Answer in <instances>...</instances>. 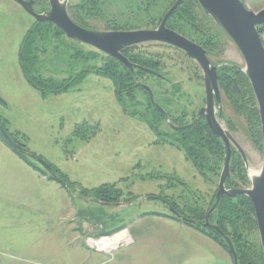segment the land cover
<instances>
[{"label":"rangeland","instance_id":"1","mask_svg":"<svg viewBox=\"0 0 264 264\" xmlns=\"http://www.w3.org/2000/svg\"><path fill=\"white\" fill-rule=\"evenodd\" d=\"M36 1V12L48 8L47 0ZM174 1L69 0L67 12L80 26L97 31L149 29ZM241 1L253 12L264 8V0ZM167 26L200 45L217 67L219 122L241 147L249 167L258 170V107L241 71L239 51L196 0H183ZM258 33L264 45V25ZM122 54L134 66L131 80L124 82L128 68L117 59L68 38L51 22L37 23L14 0H0V125L24 149L19 151L29 163L0 143L58 187L48 192L52 200L35 199L34 206L25 197L0 200V264H233L230 252L203 224L189 226L167 206L203 221L223 165L221 138L211 133L220 145H198L192 152V144L178 132L193 124L205 106L200 68L183 51L163 43H141ZM138 83L151 89L164 115ZM233 86L237 94L230 93ZM25 151L68 182L50 179L53 175ZM102 184H112L121 196L106 202L93 191L83 192ZM248 186L243 160L233 149L226 187ZM220 216L217 210L209 221L219 227ZM223 225L235 250L242 243L237 256L241 250L240 255L259 264L254 245L264 254L256 221ZM122 231L129 239L114 249L89 244V239L112 238ZM237 233L242 242L235 240Z\"/></svg>","mask_w":264,"mask_h":264},{"label":"water","instance_id":"2","mask_svg":"<svg viewBox=\"0 0 264 264\" xmlns=\"http://www.w3.org/2000/svg\"><path fill=\"white\" fill-rule=\"evenodd\" d=\"M14 1L19 3L25 12L32 16L37 23H53L68 38L85 43L117 59L129 69L131 74H134L133 64L122 54V50L141 43H163L173 46L183 51L190 59L196 62L202 72L205 90V106L198 110L196 118L202 116L209 131L221 138L225 148L223 165L213 201L203 221L187 219L170 205H167L168 209L178 218H182L189 223L199 222L209 230L217 233L227 245L233 264H238L237 253L232 240L216 224L209 221V216L218 210L224 196L230 198L238 195L246 196L253 206L259 242L264 254V45L257 30V26L264 25V8L253 12L246 8L241 0H196L203 13L211 18L215 25L233 42L243 59L241 71L249 81L253 91L261 126V165L258 170H253L249 167L246 155L241 147L230 132L219 122L221 101L217 82V67L211 64L206 51L200 45L166 27L168 18L183 0H175L155 28L109 31L88 29L74 22L67 12L69 0H47L48 8L40 13L34 9V6L38 4L36 0ZM141 70L154 73L144 68H141ZM138 84L148 94L151 104L160 113H163L159 105L153 101L151 89L144 84ZM0 134L11 146L18 150H24L12 141L1 125ZM233 149L238 151L243 160L249 181V186L246 188L226 187V182L230 176ZM25 153L39 162L51 175L55 176L51 166L43 159L29 151H25ZM59 181L65 185L62 180L59 179ZM93 201L98 204H104L96 199H93Z\"/></svg>","mask_w":264,"mask_h":264},{"label":"trees","instance_id":"3","mask_svg":"<svg viewBox=\"0 0 264 264\" xmlns=\"http://www.w3.org/2000/svg\"><path fill=\"white\" fill-rule=\"evenodd\" d=\"M175 12V11H174ZM261 27H263V25H260L258 30L260 31ZM126 73L129 75V77L127 79H122L121 78V81L124 82L126 80H131V76H130V71L129 69L125 70ZM234 88L233 89V92H230L231 94L232 93H238L237 92V86H233ZM60 90V88H58V91ZM57 91V90H56ZM2 125V124H1ZM2 127L4 128V126L2 125ZM5 129V128H4ZM6 130V129H5ZM206 131V136L203 135V133ZM178 132H180V137L182 140H185L184 142H189L190 145L192 144L193 147H191L192 149V152L195 151L194 150V147L196 146H201V147H210V146H215V147H218L220 145V143L217 141V139L211 134V132L209 131V129L206 127V124L205 122L203 121H196L195 123L189 125L188 127H185L183 129H179ZM9 137L14 140L13 137H11V134L9 132H7ZM0 139L9 147L11 148L12 151H14L15 153H17L22 159H24L26 162L28 161V158L22 153L20 152L19 150H17L16 148H14L13 146H11L10 144H8V142L3 138V136L0 134ZM190 156V155H189ZM202 158V157H201ZM195 160H193L194 162ZM29 163V162H27ZM55 170V169H54ZM55 172L58 174V176L54 177V176H49L50 179L52 180H56V181H59V179L63 180L64 182H68L66 177L58 172V170H55ZM71 186H74V183H71L69 184V187ZM83 190V189H82ZM93 191L94 192V195L96 197H98L99 199L101 200H104L106 202H113V201H116L118 199V197H120V191L119 189L113 187L112 184H102L96 188H94L93 190H83L84 193L86 192H91ZM233 199L230 198V197H226L224 196L222 198V201H221V205L218 209L219 213H221V216L219 217L220 219L218 220V222L222 219V223L219 222V228L227 235L229 236L227 233H226V228L224 227V223H231V224H234L236 225V223L238 221H245V220H252V222L255 224V221H254V218H253V206H252V203L251 201L243 196V195H240L238 196V198H236V202L235 203H229V201H232ZM225 212V213H224ZM202 212H200L198 215H200ZM223 213V214H222ZM186 224H188L189 226H195L196 224H193V223H189V222H186ZM204 226V225H203ZM204 229L208 230V234L210 235H213V237L219 241V243L224 246L227 251H228V248H227V245L225 244L224 240L215 232L213 231H210L207 227L204 226ZM240 234H235L236 237H238L239 240H237L235 238L236 241H240L242 242V239H241V236L239 237ZM231 239V237H230ZM236 241H235V244H236ZM234 243V242H233ZM242 243H240L239 245L237 244V246H242L241 245ZM237 247L236 250H239ZM254 247L256 248V250L254 251L255 254L257 253V256L260 257V263L261 264H264V258H263V255H262V252H261V249L258 245H254ZM253 247V248H254ZM250 252H251V247L249 248ZM240 251H238V255L237 256L238 258V264H257V263H252L248 260L247 256H244V255H240ZM249 262V263H248ZM259 263V262H258ZM259 263V264H260Z\"/></svg>","mask_w":264,"mask_h":264},{"label":"crops","instance_id":"4","mask_svg":"<svg viewBox=\"0 0 264 264\" xmlns=\"http://www.w3.org/2000/svg\"><path fill=\"white\" fill-rule=\"evenodd\" d=\"M56 185L27 168L15 154L0 143L1 201L20 200L25 197V199L28 198L27 205L34 206L35 199L43 198L50 201L52 195L49 196L48 192L49 190L56 191L58 189Z\"/></svg>","mask_w":264,"mask_h":264},{"label":"bare ground","instance_id":"5","mask_svg":"<svg viewBox=\"0 0 264 264\" xmlns=\"http://www.w3.org/2000/svg\"><path fill=\"white\" fill-rule=\"evenodd\" d=\"M129 236L125 234V231H122L118 233L114 237H101L100 240L94 241L92 239H89V244L90 245H95L96 247L99 248H105L107 249H114L116 246H119L121 241L128 240Z\"/></svg>","mask_w":264,"mask_h":264},{"label":"flooded vegetation","instance_id":"6","mask_svg":"<svg viewBox=\"0 0 264 264\" xmlns=\"http://www.w3.org/2000/svg\"><path fill=\"white\" fill-rule=\"evenodd\" d=\"M159 22H160V21H159ZM157 25H158V24H157ZM157 25H156V26H157ZM166 27H168V26H167V22H166ZM154 28H155V27H154ZM168 28H169V27H168ZM149 29H151V28H149ZM169 29H170V28H169ZM126 58H128V57H126ZM128 59H129V58H128ZM132 64H133V63H132ZM133 67H134V66H133ZM217 70H218V69H216V72H217ZM141 71H142V70H141ZM154 72H155V71H154ZM155 74H158V73L155 72ZM217 75H218V74H217ZM157 77H158V75H157ZM218 79H219V77H218ZM217 82H218V80H217ZM204 93H205V90H204ZM158 112H159V111H158ZM160 114L164 115V113H160ZM195 115H196V114H195ZM199 117H202V116H199ZM199 117H198V118H199ZM196 121H198V119L194 118L193 123H195ZM204 122H205V120H204ZM172 126H173V125H172ZM188 126H189V125H183V126H181L180 128L183 129V128L188 127ZM174 128L179 129V128H177V127H174Z\"/></svg>","mask_w":264,"mask_h":264}]
</instances>
